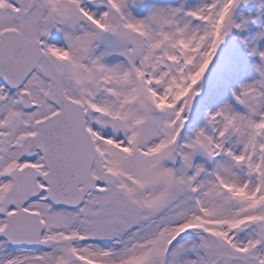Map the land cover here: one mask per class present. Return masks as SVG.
I'll use <instances>...</instances> for the list:
<instances>
[{
	"label": "snow or ice",
	"instance_id": "snow-or-ice-1",
	"mask_svg": "<svg viewBox=\"0 0 264 264\" xmlns=\"http://www.w3.org/2000/svg\"><path fill=\"white\" fill-rule=\"evenodd\" d=\"M0 264H264V0H0Z\"/></svg>",
	"mask_w": 264,
	"mask_h": 264
}]
</instances>
